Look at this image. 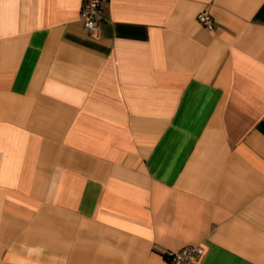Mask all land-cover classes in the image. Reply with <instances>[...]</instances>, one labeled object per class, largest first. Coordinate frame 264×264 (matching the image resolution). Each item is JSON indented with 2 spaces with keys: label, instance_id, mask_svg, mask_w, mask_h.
Listing matches in <instances>:
<instances>
[{
  "label": "crops",
  "instance_id": "1",
  "mask_svg": "<svg viewBox=\"0 0 264 264\" xmlns=\"http://www.w3.org/2000/svg\"><path fill=\"white\" fill-rule=\"evenodd\" d=\"M83 1L0 0V264H264V0Z\"/></svg>",
  "mask_w": 264,
  "mask_h": 264
},
{
  "label": "built area",
  "instance_id": "2",
  "mask_svg": "<svg viewBox=\"0 0 264 264\" xmlns=\"http://www.w3.org/2000/svg\"><path fill=\"white\" fill-rule=\"evenodd\" d=\"M105 0H84L80 11V19L86 32L95 36L99 34V25L103 20ZM198 22L206 29H214V20L207 9L197 15ZM204 251L200 246H186L177 251L164 253L168 264H198Z\"/></svg>",
  "mask_w": 264,
  "mask_h": 264
}]
</instances>
